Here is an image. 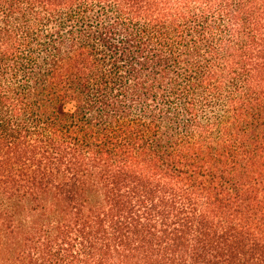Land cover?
I'll return each mask as SVG.
<instances>
[{
	"label": "trees",
	"instance_id": "16d2710c",
	"mask_svg": "<svg viewBox=\"0 0 264 264\" xmlns=\"http://www.w3.org/2000/svg\"><path fill=\"white\" fill-rule=\"evenodd\" d=\"M0 264H264V0H0Z\"/></svg>",
	"mask_w": 264,
	"mask_h": 264
}]
</instances>
